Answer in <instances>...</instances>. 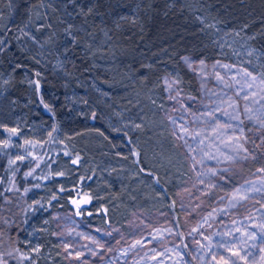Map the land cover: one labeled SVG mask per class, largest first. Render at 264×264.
<instances>
[{
    "label": "rangeland",
    "instance_id": "374dc122",
    "mask_svg": "<svg viewBox=\"0 0 264 264\" xmlns=\"http://www.w3.org/2000/svg\"><path fill=\"white\" fill-rule=\"evenodd\" d=\"M92 1L44 0L15 31L31 62L24 82L36 88L55 69L73 111L93 121L81 134L58 133L66 155L44 193L53 208L25 244L40 264H264V50L255 34L224 24L204 0H171L219 53L183 58L194 93L175 63L159 60L155 79L159 70L122 46L115 29L138 20L141 0L115 1L106 15ZM14 12L0 9L1 49ZM74 45L92 62L83 74L68 67ZM14 80L0 67V143L2 127L15 129L21 158L26 142L54 133L15 112Z\"/></svg>",
    "mask_w": 264,
    "mask_h": 264
},
{
    "label": "trees",
    "instance_id": "16d2710c",
    "mask_svg": "<svg viewBox=\"0 0 264 264\" xmlns=\"http://www.w3.org/2000/svg\"><path fill=\"white\" fill-rule=\"evenodd\" d=\"M43 1L0 0V9L10 3L15 11L4 49L0 46V67L15 77L9 93V97L14 100L13 108L27 120L34 119L51 126L54 133L46 143L33 140L26 142L21 150L22 157L19 158L15 157L16 138L11 135L12 131L10 128H1L5 141L0 143V264H40L39 258L28 248L24 239L28 229L39 222L42 213L53 208L52 202L55 200L47 198L44 193L45 185L56 177L53 166L57 158L66 155L65 143L59 140L58 133L65 131L77 135L93 127L90 117L73 111L65 81L55 69L45 70L36 88L24 82L25 68L22 65L28 66L31 62L21 49L15 31ZM115 1L119 0H93L91 10H98L104 15L108 11L115 12ZM130 1L139 4L136 0ZM170 1L141 0L138 20L123 22L122 27L115 31L123 47L144 56L147 58L145 62H151L152 67L159 70L152 73L155 79L163 74L164 65L159 60L164 59L175 63L184 85L195 93L198 87L195 76L182 62L183 58L215 59L219 53L214 45L205 40L202 26L191 22L192 17L181 9L180 3L170 7ZM204 1L213 8L214 13L222 12L218 18L231 28L248 26L247 31L255 34L254 45L264 50V0ZM70 57L68 67L78 74L85 73L92 66L80 45L72 47ZM246 96L254 97L250 92H246ZM254 101L259 103L255 98ZM129 145L132 147L131 143ZM137 158L138 164L145 167L141 156ZM167 198L172 202L168 194Z\"/></svg>",
    "mask_w": 264,
    "mask_h": 264
},
{
    "label": "snow or ice",
    "instance_id": "6c2138e0",
    "mask_svg": "<svg viewBox=\"0 0 264 264\" xmlns=\"http://www.w3.org/2000/svg\"><path fill=\"white\" fill-rule=\"evenodd\" d=\"M223 67H227V66L224 65ZM244 75L247 76V77H250L252 80H255L256 79V77L252 76V73L251 72H245ZM245 98H247V97H245ZM11 131H15V129H12ZM185 131H186V129H185ZM233 254L234 255H238V253H233ZM224 264H227V261H225Z\"/></svg>",
    "mask_w": 264,
    "mask_h": 264
}]
</instances>
